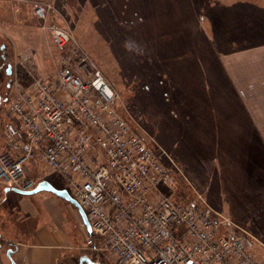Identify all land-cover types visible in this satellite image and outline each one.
I'll use <instances>...</instances> for the list:
<instances>
[{"label": "rangeland", "instance_id": "374dc122", "mask_svg": "<svg viewBox=\"0 0 264 264\" xmlns=\"http://www.w3.org/2000/svg\"><path fill=\"white\" fill-rule=\"evenodd\" d=\"M223 1L43 2L50 5L49 22L70 28L73 43L86 54L91 69H100L117 90L119 112L157 153L163 150L188 177L180 180L177 198L192 200L202 195L234 223L259 233L258 228L264 225V143L247 117L245 101L215 57L211 58V41L214 35H228L236 16L239 25L258 29L264 24V10L255 7L253 0H238L233 6H224ZM231 1L235 0L228 4ZM35 4L31 0H0V154L7 147L6 123L13 118L6 108L9 84L15 79L23 81L27 66H35L51 81L61 69L60 52L35 16ZM220 24L226 27L219 28ZM198 27L211 39L200 48L201 41L192 31ZM174 39L186 42L184 50L200 52L204 73L187 70L183 48L171 45ZM126 41L131 51L124 47ZM138 45L143 54H138ZM9 64L13 66L11 74L7 73ZM34 165L29 179H49L57 187H68L61 173L43 162ZM7 187L0 183V200L18 201L15 188L6 191ZM38 193L42 199L48 192ZM70 223L77 227L76 239L86 246L84 231L82 234L71 215ZM91 257L115 264L104 254Z\"/></svg>", "mask_w": 264, "mask_h": 264}, {"label": "built area", "instance_id": "2783aa9c", "mask_svg": "<svg viewBox=\"0 0 264 264\" xmlns=\"http://www.w3.org/2000/svg\"><path fill=\"white\" fill-rule=\"evenodd\" d=\"M35 2L61 69L51 81L27 66V84H9L13 118L5 127L0 183L30 190L37 181L28 174L42 162L61 173L91 222L89 231L76 208L86 250L115 264H264L257 235L202 195L177 198L188 177L119 112L117 90L91 69L70 28L49 22L50 5Z\"/></svg>", "mask_w": 264, "mask_h": 264}, {"label": "crops", "instance_id": "0c3cea01", "mask_svg": "<svg viewBox=\"0 0 264 264\" xmlns=\"http://www.w3.org/2000/svg\"><path fill=\"white\" fill-rule=\"evenodd\" d=\"M224 1V6H233L238 0L229 4L228 0ZM250 2L264 10V4L259 0ZM204 24L203 22L202 26ZM258 26V29H254L249 24L239 25L236 16L233 28L229 27L228 35L218 38L214 35L213 41L203 34L200 27L192 31L194 35H198L199 42L201 41L199 48L206 40L214 43L211 58L215 57L236 93L245 101L247 117L264 143V24ZM222 27L226 26L220 24L219 28ZM173 44L183 48L181 56L187 61L185 64L190 73L192 70L199 75L204 73L200 52L184 50L185 41L174 39L171 41V45ZM178 81L181 83L180 79ZM32 171L31 169L30 172ZM7 188L6 191L11 189ZM15 191L20 197L18 201L13 198L8 201L0 200V264H12L8 254L10 248L13 250L11 256L17 264H76L85 252L91 254L84 243L76 239L77 227L70 223L71 215L74 224L83 234V229L79 226L78 211L72 203H65L59 199L61 196L53 195L55 193L48 190H41L48 192L42 199L38 196L41 194L39 191L31 194ZM258 229L259 233L252 231L264 241V225ZM257 250L264 262L262 246H258Z\"/></svg>", "mask_w": 264, "mask_h": 264}, {"label": "water", "instance_id": "95a60500", "mask_svg": "<svg viewBox=\"0 0 264 264\" xmlns=\"http://www.w3.org/2000/svg\"><path fill=\"white\" fill-rule=\"evenodd\" d=\"M12 64L8 65V69H7V73L11 74L12 73ZM8 188H6L7 190ZM15 190L21 192V193H25V194H31L34 192H38L41 190H48V191H52L55 194L63 197L64 199L68 200L70 203H72L80 212L87 228L89 231L92 230V226H91V222L88 218L87 212L85 210V208L81 205V203L70 193V191L67 188H58L57 186H55L49 179H43L41 181L38 182V184L36 185L35 188L30 189V190H21L18 188H15ZM13 250L10 248L8 250V254L11 257V263L12 264H17L16 261L12 258L11 254H12ZM107 264L105 262L99 261V260H95L93 259L89 254H83L80 256L79 262L78 264Z\"/></svg>", "mask_w": 264, "mask_h": 264}, {"label": "clouds", "instance_id": "9594fccd", "mask_svg": "<svg viewBox=\"0 0 264 264\" xmlns=\"http://www.w3.org/2000/svg\"><path fill=\"white\" fill-rule=\"evenodd\" d=\"M124 47L131 51L132 50V46L131 44L129 43V41H126L125 44H124ZM138 48H140V51L138 52V54H143V49L138 45ZM109 96H111V93L109 92Z\"/></svg>", "mask_w": 264, "mask_h": 264}, {"label": "trees", "instance_id": "16d2710c", "mask_svg": "<svg viewBox=\"0 0 264 264\" xmlns=\"http://www.w3.org/2000/svg\"><path fill=\"white\" fill-rule=\"evenodd\" d=\"M26 79V80H25ZM25 79H23V83L27 84V77H25ZM96 255V254H95ZM96 259V258H95Z\"/></svg>", "mask_w": 264, "mask_h": 264}, {"label": "bare ground", "instance_id": "6f19581e", "mask_svg": "<svg viewBox=\"0 0 264 264\" xmlns=\"http://www.w3.org/2000/svg\"><path fill=\"white\" fill-rule=\"evenodd\" d=\"M43 180V179H42ZM41 181V180H40ZM38 182L39 181H37L35 184H34V186H32V188H30V189H33L34 187H36V185L38 184Z\"/></svg>", "mask_w": 264, "mask_h": 264}]
</instances>
